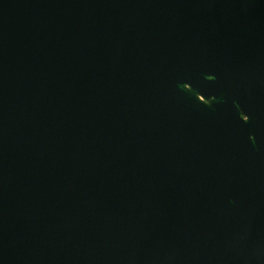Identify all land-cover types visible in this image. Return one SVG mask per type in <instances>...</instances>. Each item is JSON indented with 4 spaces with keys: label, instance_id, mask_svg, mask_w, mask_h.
<instances>
[{
    "label": "water",
    "instance_id": "water-1",
    "mask_svg": "<svg viewBox=\"0 0 264 264\" xmlns=\"http://www.w3.org/2000/svg\"><path fill=\"white\" fill-rule=\"evenodd\" d=\"M0 264H264V0H0Z\"/></svg>",
    "mask_w": 264,
    "mask_h": 264
}]
</instances>
